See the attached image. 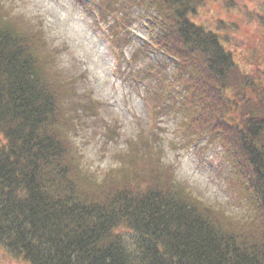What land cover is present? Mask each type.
I'll use <instances>...</instances> for the list:
<instances>
[{
	"label": "trees",
	"instance_id": "trees-1",
	"mask_svg": "<svg viewBox=\"0 0 264 264\" xmlns=\"http://www.w3.org/2000/svg\"><path fill=\"white\" fill-rule=\"evenodd\" d=\"M88 1L117 49L143 10L146 67L171 69L184 139L221 143L254 215L193 195L147 137L102 177L86 170L71 131L89 105L70 104L44 30L0 1V246L28 264H264V0Z\"/></svg>",
	"mask_w": 264,
	"mask_h": 264
},
{
	"label": "rangeland",
	"instance_id": "rangeland-1",
	"mask_svg": "<svg viewBox=\"0 0 264 264\" xmlns=\"http://www.w3.org/2000/svg\"><path fill=\"white\" fill-rule=\"evenodd\" d=\"M0 1L14 16L44 30L54 68L74 90L70 104L89 105L74 113L76 126L71 131L78 160L86 170L102 177L120 164L119 152L130 150L141 136L147 137L156 144L164 165L171 166L175 179L193 195L237 220L254 215L221 143L217 139L198 143L184 139V116L167 96L173 86L171 69L154 77L146 67V61L152 64L157 56L141 50L138 38L150 31L140 20L142 9L130 11L137 38L117 49L109 22L92 15L91 4L84 3L88 0ZM236 39L243 46L253 37L240 34ZM244 54L250 55L235 52L242 65L249 60ZM181 87L176 84L175 90ZM0 264L28 263L0 246Z\"/></svg>",
	"mask_w": 264,
	"mask_h": 264
}]
</instances>
